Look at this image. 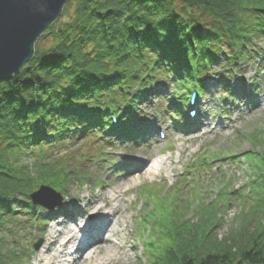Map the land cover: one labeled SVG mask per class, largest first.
Returning <instances> with one entry per match:
<instances>
[{
  "label": "trees",
  "instance_id": "trees-1",
  "mask_svg": "<svg viewBox=\"0 0 264 264\" xmlns=\"http://www.w3.org/2000/svg\"><path fill=\"white\" fill-rule=\"evenodd\" d=\"M261 11L264 0H68L35 43L33 58L18 75L0 83V232L17 233L19 216L32 210L30 196L41 186L63 192L73 180L87 185L99 163L94 154L105 145L85 131L110 122L109 115L120 112L134 89H147L160 73L166 77L182 70L187 82L173 73L186 91L221 54L232 68L260 54ZM46 37L49 47L41 46ZM139 97L137 101L145 98ZM90 142L100 149L80 145ZM67 146L71 153L55 156ZM244 154L249 160L255 156L264 168V154ZM28 157L35 159L32 170L23 163ZM255 176L260 179L251 183L252 193L261 199L254 228L219 240L213 233L216 224L207 217L211 211L205 215L201 208L200 220L178 234L174 246L153 264H264V170ZM169 218V225L180 224ZM202 218L208 220L204 225ZM14 252L0 234V264L27 260L26 251Z\"/></svg>",
  "mask_w": 264,
  "mask_h": 264
},
{
  "label": "rangeland",
  "instance_id": "rangeland-1",
  "mask_svg": "<svg viewBox=\"0 0 264 264\" xmlns=\"http://www.w3.org/2000/svg\"><path fill=\"white\" fill-rule=\"evenodd\" d=\"M51 44L49 37L41 41L43 47H49ZM258 44L262 43L258 42ZM225 59L226 56L221 54L218 62L212 67V71H217L215 75L212 73L209 78L211 81L209 89L212 92L202 97L201 101L204 110L202 120L206 121H203L205 124H212L213 129L210 126L204 127L203 131L188 136L184 133L185 129L177 130L178 127H183L180 122L177 121L179 125L175 124L171 128L170 125L175 119L166 118V114L161 113L160 117L163 120L160 123L163 124V130L167 132L164 140L158 138L155 132L153 136H149L150 140L147 141V144L140 143L136 147L120 146L116 150L107 149L103 152L105 158L93 153L99 163H94L87 185L81 188L80 183L73 180L65 185V187L68 186V191L59 192L55 189L63 197V206H57L62 201L61 199L48 194L44 198V204L47 207L55 205L60 208L44 213L38 209L35 211L34 218H45L48 220L47 224H40V220H38L39 222H34L32 226V222H28L26 217H20L15 225L19 226L16 230L14 229L16 234L15 232L11 234L0 232L7 246L11 249L14 248V254L21 253V250L30 252L33 250L34 244L43 241L41 249L31 254V260L27 264H63L61 262L65 258V254L61 255L60 250L67 253L70 247H74L78 237L76 236L64 247L62 241L75 236L76 222L85 223L86 220H89V215L84 211L94 206V209L96 206L103 208L100 212L101 215L109 211L110 208L105 200L116 195L117 191H122L123 194L121 213L125 225L121 233L125 239L119 246L124 245V251L118 249L117 251L120 253L117 255L116 250H109L105 244H102L93 249V254L86 257V261H80L78 264H103L104 262L107 264H153L157 256L163 255L168 248L174 246V242H177L175 237L178 234L182 235L188 225L196 224L200 220L198 218L203 216L199 213L201 208L204 209L202 212L204 211L205 215L211 211L207 217L210 219V224H216V230L213 233L218 236L219 240L240 229L254 228L259 218L256 205L261 199V195L252 193L251 183L259 181L260 178L257 179L255 175H257V170L263 171L264 168L258 166L259 162L255 156H253V160H249L248 157L244 158L245 154L244 156L240 155L253 151L260 155L264 154V65L259 68L252 64L242 67L237 65L241 74H234L229 82L225 81L230 85L232 91L235 90L233 101L236 105L233 110L231 94L217 84L219 79H225L222 71H219L222 70ZM223 71L226 70L223 69ZM255 76L258 78L254 90L256 94L254 95L253 92L249 96ZM242 83L246 85V88L241 93L239 89ZM174 93L175 89L169 86L167 91L159 95L158 98H164L165 105V100L173 96ZM241 98L246 101L242 103L243 99ZM225 103L227 112H229L223 114V117L226 118H223L221 122L218 121L217 116L221 114ZM147 109L149 110L146 114L150 113L148 117L153 119L151 122L156 124L154 120L156 114L152 107ZM246 111L247 113L244 114ZM207 113H214V117L209 118ZM80 145L83 149L89 146L92 147V150L100 149L91 146L92 142L86 145L80 143ZM68 148L69 146L65 147L55 156L61 158L66 153H71L67 150ZM119 153L126 157L131 156L130 154L135 155L136 160L142 161L148 170L154 162L164 161L166 165L161 170L152 173L148 171L140 176L132 175L136 169L140 168L139 161L136 162L133 159V162L131 158H128L129 160L124 163L121 161L118 166L117 154ZM211 154L218 156L219 160L206 162L204 159L210 158ZM234 155H236L235 160H225ZM79 156L81 157V155ZM128 162H130V167L125 172L121 169L124 166L122 164H128ZM23 163L32 170L35 159L28 157L23 159ZM208 164L210 165L208 166ZM256 164L257 168H255ZM201 165L204 167L200 171L186 173V167ZM131 171L133 172L131 173ZM33 175H35L34 170L31 172V176ZM182 175H187L190 180L183 184L179 179V176ZM186 182L187 184H185ZM196 184L200 185L193 192L192 187ZM258 186L254 187L259 190L261 187ZM210 207L213 209L209 210ZM177 208L179 209L175 214L174 211ZM63 213H66L67 217ZM211 215H216V217L213 218ZM169 217L175 221L178 220L180 224L171 223L169 225L172 221L169 220ZM150 218L156 220L151 222L154 223L152 224L154 227L156 226V232L152 230ZM33 220L35 221V219ZM204 220L208 221L202 218L201 225H204ZM19 221H26V224H20ZM183 221L189 223L186 225ZM163 223L167 225L164 230H159ZM42 252L45 253L44 256ZM25 261L23 263L27 262Z\"/></svg>",
  "mask_w": 264,
  "mask_h": 264
},
{
  "label": "water",
  "instance_id": "water-1",
  "mask_svg": "<svg viewBox=\"0 0 264 264\" xmlns=\"http://www.w3.org/2000/svg\"><path fill=\"white\" fill-rule=\"evenodd\" d=\"M67 2L0 0V83L18 75L33 58L35 43L59 19ZM48 194L62 200L59 194L48 187H42L34 193L32 200L35 204L46 206L44 198Z\"/></svg>",
  "mask_w": 264,
  "mask_h": 264
},
{
  "label": "bare ground",
  "instance_id": "bare-ground-1",
  "mask_svg": "<svg viewBox=\"0 0 264 264\" xmlns=\"http://www.w3.org/2000/svg\"><path fill=\"white\" fill-rule=\"evenodd\" d=\"M166 165V162L161 161V162H154L150 165L149 170L144 166V164H140L139 163V170L137 173L138 176L142 175L143 173L146 172H155L158 170H161L162 168H164V166ZM144 166V167H143ZM116 195L110 196L109 198H107V200H105L106 203H108L109 206V211L103 213L102 215L100 214V212L103 210V208L101 207H97L96 209L95 206L88 209L86 211V214L88 213V215H90L91 222H92V229L95 231L96 229H98V226L100 224V222L103 219H106L105 221H107V225H106V229L104 231V236L102 239H97V242L95 245H93L92 247H90V249L84 253V255L81 257V261H86L87 259H85L86 257L90 256L93 251V249H95L96 247H99L102 244H105L106 247L109 250H123L124 251V245L122 247H120L119 245L122 244V241H124V236L122 235V231L124 230V217L121 213V208H122V203H123V199H122V191H117L115 192ZM106 199V198H103ZM94 209V210H93ZM85 213V212H84ZM77 225H80L79 222H76ZM85 228V227H84ZM74 236H71L69 238V241L73 240ZM84 241L86 242V238H83L81 240L80 243H84ZM89 241V240H87ZM86 245V243L84 244ZM82 245V246H84ZM120 251H117L118 253H116L117 255H119ZM44 252H42V255L44 256ZM93 259V258H91ZM113 259H114V255H113ZM112 259V260H113ZM79 260V262H80ZM109 261V260H108ZM103 264H107L106 262H104Z\"/></svg>",
  "mask_w": 264,
  "mask_h": 264
}]
</instances>
